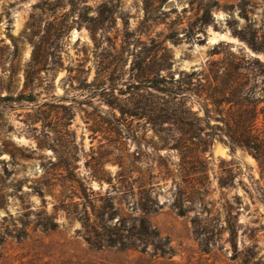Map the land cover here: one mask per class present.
Here are the masks:
<instances>
[{"label":"rangeland","instance_id":"rangeland-1","mask_svg":"<svg viewBox=\"0 0 264 264\" xmlns=\"http://www.w3.org/2000/svg\"><path fill=\"white\" fill-rule=\"evenodd\" d=\"M217 1L209 10L212 22L205 26V33L199 29L203 10L198 11L196 3L168 0L163 5L166 21H175L178 28L174 39L166 42L170 70L176 76L181 70L208 72L212 60L223 61L230 52L258 57L264 63V52H256L233 34L234 26L243 28L264 48V0H247L242 8L237 5L241 0ZM144 17V0H0V194H5L0 205V234L5 236L0 241V264H241L248 249L254 254L252 264H264V174L249 150L232 147L218 137L206 152L210 199L215 202L213 212L219 209L225 224L223 203L227 198H240L237 248L226 230L210 241L208 252L202 249L193 232L192 217L197 212L179 215L171 206L172 178L155 183L152 194L158 196L161 207L148 215L161 234L170 238L175 249L171 257L153 254L151 246L141 252L90 244L83 221L70 215L68 208L73 210V206L67 207L84 198L76 195L65 204L59 199L61 194H97L102 204L116 196L122 198L126 212L127 203L132 205L139 198L123 196L132 194L128 189L132 180L122 182L116 158H131L137 150L131 129L143 135L145 121L123 116L109 102L117 98L125 110L142 106L144 82L138 63L150 42L147 32L138 31ZM166 26H155L151 36L157 37L163 29L169 33ZM89 27H96L95 33ZM220 32L227 37L209 43ZM34 42L45 67H31ZM215 48L218 52L211 54ZM162 55L159 51L157 57ZM251 65L257 70L251 83L256 85L255 96L262 107L264 64ZM192 106L199 115L204 114L199 101L193 100ZM68 121L69 136L79 148L76 167L71 169L50 164L48 159L55 161L56 154L48 147L39 151L36 139H68L63 125ZM210 123L220 132L216 125L223 126L222 121L212 117ZM257 124L264 130V113ZM146 135L150 137L152 130ZM217 141L227 148V155L214 151ZM11 152L16 157H11ZM41 153L45 157H40ZM161 153H169L174 162L181 161L178 151L162 149ZM101 155L106 160L102 168L97 160ZM100 169L110 173L111 182L94 177ZM223 176L233 185L221 187ZM133 191L140 194L138 184L133 185ZM88 209L91 211L90 205ZM214 213L205 210L199 217ZM48 217L58 225L45 230L41 224ZM118 219L117 215L112 223Z\"/></svg>","mask_w":264,"mask_h":264},{"label":"trees","instance_id":"trees-1","mask_svg":"<svg viewBox=\"0 0 264 264\" xmlns=\"http://www.w3.org/2000/svg\"><path fill=\"white\" fill-rule=\"evenodd\" d=\"M60 0H57L59 2ZM168 0H144L145 17L141 21L139 32H147L150 36L149 46L146 47V55L138 67L142 70L144 92L142 94V106L140 110H125L119 104L117 98L109 102L112 108H118L123 116L142 118L145 122V133L139 135L135 129H131V136L137 143V150L125 160L123 155L116 158L123 183L132 182L128 189L132 194H123L134 199L133 204L127 206L124 212L122 198L116 196L108 198V203H98L97 194H64L60 195V201L74 199V196L84 198L82 202L72 201L67 207L70 215L83 221L87 241L98 247H117L120 249H137L147 252L151 246L153 254L163 257H171L175 249L171 245L170 238L163 236L154 226L148 215L157 212L161 205L157 195L152 194L156 190L155 183L160 180L172 178V208L179 215H188L191 211L197 212L192 217L193 232L200 240L202 249L209 251L210 241L214 237H221L224 231L229 232L228 239L237 248L238 238V215L241 201L238 196L234 201L226 199L223 209L226 211V223H222L220 210L213 212L215 202L210 199L209 178L207 174L208 159L206 152L209 150L215 137L228 142L232 147L241 146L249 150L258 160L264 174V130H260L257 124L260 113H264V106L259 107L260 102L256 98V85L251 83L257 76V70L251 65L254 62L264 64L258 57L248 55L238 56L230 52L223 61H211L212 68L207 72L202 70H181L176 76L171 68L170 48L167 40H173L177 35V23L167 22L164 16L167 13L162 9ZM191 5L196 3L197 10H203L199 16L201 24L199 29L205 33V26L212 22L210 8L218 4L217 0H187ZM247 0H241L237 5L242 8ZM235 4H224L225 7H234ZM165 23L170 31L164 33V29L157 37L151 36L153 28ZM95 33L96 27H89ZM233 34L245 40L256 52H264V48L258 46L253 38L248 37L243 28L233 27ZM34 50L31 59V67H45V60H41V54L34 42ZM162 51V57L158 58V52ZM216 48L210 53H217ZM167 70V72H164ZM197 100L201 103L204 114L194 110L192 103ZM191 101V104H188ZM223 122V126L216 125L220 132L214 131L215 125L210 123L211 118ZM73 117H70L71 120ZM116 120H120L115 117ZM70 122L64 123L68 139L55 142L54 138L43 140L37 139V149L51 148L56 154L55 161L50 157L48 162L55 166L67 169L76 167L79 156V148L76 139L69 136ZM152 130V135L147 137V130ZM119 137L121 135L118 132ZM118 140V139H116ZM175 150L180 152L181 161L174 162L169 153L162 154L161 150ZM36 152V150H33ZM11 157L16 154L11 152ZM40 157H45L40 154ZM101 168L105 163V156L98 159ZM100 174H94L99 180L106 179L111 182L109 172L100 169ZM231 171V170H230ZM138 175L134 177V174ZM134 177V178H133ZM138 184L140 194H134L133 185ZM221 187L233 185L226 178L221 177ZM92 192L94 190L91 188ZM42 193V191H40ZM44 196V194H39ZM122 196V197H123ZM123 197V199H124ZM107 199V198H106ZM5 201V194H0V205ZM82 208L79 209V205ZM90 205L91 211L88 206ZM65 206V205H64ZM57 208L58 205L55 204ZM214 213L212 217L200 218L198 211ZM92 215L94 218L92 220ZM119 216L116 223L112 220ZM58 223L53 217L41 224L45 230L53 229ZM10 236H17L9 232ZM5 236L0 234V241ZM253 252L248 253L241 264H252L250 261Z\"/></svg>","mask_w":264,"mask_h":264},{"label":"bare ground","instance_id":"bare-ground-1","mask_svg":"<svg viewBox=\"0 0 264 264\" xmlns=\"http://www.w3.org/2000/svg\"><path fill=\"white\" fill-rule=\"evenodd\" d=\"M75 34H76V32H75ZM216 35H217V33H215V35L213 36V40H216ZM221 37H222V38L227 37V34L224 33V34H222ZM217 150H218V152H220V153L223 154V155H227V154H228L227 148H226L225 146H223V145H219V144H218V146H217ZM250 158H251V157H250Z\"/></svg>","mask_w":264,"mask_h":264},{"label":"water","instance_id":"water-1","mask_svg":"<svg viewBox=\"0 0 264 264\" xmlns=\"http://www.w3.org/2000/svg\"><path fill=\"white\" fill-rule=\"evenodd\" d=\"M222 34H224V33H217V35H216V40L218 39V38H221V36H222ZM75 35V31L73 32V36ZM216 40H213V36L210 38V40H209V43L210 42H215ZM218 144H219V142L217 141V143H215V145H214V151L216 152V153H219L218 152V150H217V146H218Z\"/></svg>","mask_w":264,"mask_h":264}]
</instances>
